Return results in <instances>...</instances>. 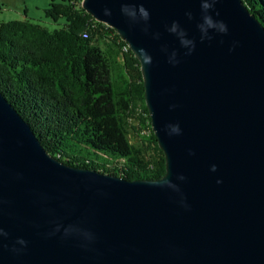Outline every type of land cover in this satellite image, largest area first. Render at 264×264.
<instances>
[{"label": "water", "instance_id": "1", "mask_svg": "<svg viewBox=\"0 0 264 264\" xmlns=\"http://www.w3.org/2000/svg\"><path fill=\"white\" fill-rule=\"evenodd\" d=\"M203 2L82 1L141 64L159 179L62 162L0 91V264H264V24Z\"/></svg>", "mask_w": 264, "mask_h": 264}, {"label": "trees", "instance_id": "2", "mask_svg": "<svg viewBox=\"0 0 264 264\" xmlns=\"http://www.w3.org/2000/svg\"><path fill=\"white\" fill-rule=\"evenodd\" d=\"M83 0L50 4V29L0 23V91L62 162L124 179H159L165 155L145 104L141 64ZM264 24V0H243Z\"/></svg>", "mask_w": 264, "mask_h": 264}, {"label": "rangeland", "instance_id": "3", "mask_svg": "<svg viewBox=\"0 0 264 264\" xmlns=\"http://www.w3.org/2000/svg\"><path fill=\"white\" fill-rule=\"evenodd\" d=\"M62 0H0V23L15 20H30L51 31L60 28L61 19L55 23L47 17L46 10L50 4L61 3Z\"/></svg>", "mask_w": 264, "mask_h": 264}, {"label": "clouds", "instance_id": "4", "mask_svg": "<svg viewBox=\"0 0 264 264\" xmlns=\"http://www.w3.org/2000/svg\"><path fill=\"white\" fill-rule=\"evenodd\" d=\"M214 2H215V0H213L212 3H214ZM212 3L203 2L202 3L203 10L207 11L208 9H210L212 7ZM122 11L125 12L126 14L134 15V13L130 12L127 8H122ZM139 13L144 19L148 18V12L143 7H141L139 9ZM106 14H110V12L108 10H106ZM199 27H200L201 32H204V33H206L208 28H216L220 32H226L227 31L226 25H224L223 22L214 23L213 20L207 15L204 16V22ZM172 30L175 31V25L173 26ZM173 131L178 132L179 131V126L178 125L174 126L173 127ZM212 170L215 171V166L214 165L212 167ZM179 179H183V177H179Z\"/></svg>", "mask_w": 264, "mask_h": 264}]
</instances>
